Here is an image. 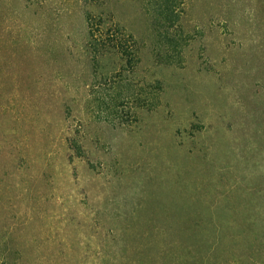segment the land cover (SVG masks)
Masks as SVG:
<instances>
[{"label": "rangeland", "instance_id": "obj_1", "mask_svg": "<svg viewBox=\"0 0 264 264\" xmlns=\"http://www.w3.org/2000/svg\"><path fill=\"white\" fill-rule=\"evenodd\" d=\"M0 264H264V0H0Z\"/></svg>", "mask_w": 264, "mask_h": 264}]
</instances>
